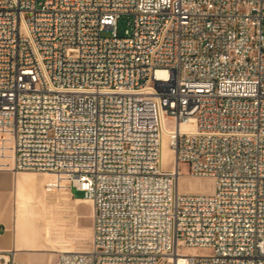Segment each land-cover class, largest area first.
Returning a JSON list of instances; mask_svg holds the SVG:
<instances>
[{"label": "built area", "instance_id": "obj_1", "mask_svg": "<svg viewBox=\"0 0 264 264\" xmlns=\"http://www.w3.org/2000/svg\"><path fill=\"white\" fill-rule=\"evenodd\" d=\"M263 22L264 0H0L13 167L92 206L90 249L56 264H264Z\"/></svg>", "mask_w": 264, "mask_h": 264}, {"label": "crops", "instance_id": "obj_2", "mask_svg": "<svg viewBox=\"0 0 264 264\" xmlns=\"http://www.w3.org/2000/svg\"><path fill=\"white\" fill-rule=\"evenodd\" d=\"M4 137L1 134L0 142ZM1 147V151L11 148ZM0 160V250L12 251L18 263L56 264L59 252L71 251L73 246L67 200L75 204L80 198L75 199L64 175L16 171L12 159Z\"/></svg>", "mask_w": 264, "mask_h": 264}, {"label": "rangeland", "instance_id": "obj_3", "mask_svg": "<svg viewBox=\"0 0 264 264\" xmlns=\"http://www.w3.org/2000/svg\"><path fill=\"white\" fill-rule=\"evenodd\" d=\"M126 27V18L122 17L117 21V32L119 35L123 34V31ZM264 29V22H263ZM106 35V34H104ZM4 142H0L1 148L6 144V146H11L10 149L0 150V159L8 158L12 159V143L8 137H4ZM2 155V156H1ZM5 155V156H4ZM10 156V157H8ZM171 152L167 148L165 144V139L163 141V153H162V168L164 170L171 169ZM2 161V160H0ZM182 167V175L180 176L179 185L181 191L187 192H197L204 191L205 193H209L212 190V180L211 179H197L191 176H188L183 172ZM53 174V173H50ZM68 188H70L68 182ZM72 193L75 199L80 198L75 204L71 203V201L67 200L66 203V217H67V225L69 227L68 237L70 238L71 246L69 249L71 250H88L91 247V223L92 218L89 216V205L86 202L81 200L82 193L75 191L72 189ZM65 200V199H64Z\"/></svg>", "mask_w": 264, "mask_h": 264}, {"label": "bare ground", "instance_id": "obj_4", "mask_svg": "<svg viewBox=\"0 0 264 264\" xmlns=\"http://www.w3.org/2000/svg\"><path fill=\"white\" fill-rule=\"evenodd\" d=\"M163 141H164V138H163ZM170 151V150H169ZM171 152V151H170ZM162 153H163V142H162V147H161V167H162ZM171 155H172V152H171ZM171 166L173 167V162H172V156H171ZM171 167V169H172ZM163 169V168H162ZM170 170H165V171H171ZM164 170V169H163ZM26 172H31V171H26ZM32 173H36V172H32ZM44 173H53V172H44ZM53 174H59V175H64L66 176L65 174H62V173H53ZM181 176V175H180ZM180 176L178 177V185H179V180H180ZM67 177V176H66ZM194 178H197V179H210V178H207V177H194ZM212 180V179H211ZM179 189H180V185H179ZM88 201V200H87ZM90 203V201H88ZM91 205V203H90ZM91 210H92V206H91Z\"/></svg>", "mask_w": 264, "mask_h": 264}]
</instances>
